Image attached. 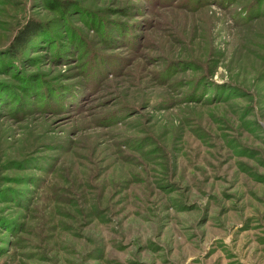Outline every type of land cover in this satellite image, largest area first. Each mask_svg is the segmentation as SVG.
I'll return each instance as SVG.
<instances>
[{"label": "rangeland", "instance_id": "374dc122", "mask_svg": "<svg viewBox=\"0 0 264 264\" xmlns=\"http://www.w3.org/2000/svg\"><path fill=\"white\" fill-rule=\"evenodd\" d=\"M0 264H264V0H0Z\"/></svg>", "mask_w": 264, "mask_h": 264}, {"label": "trees", "instance_id": "16d2710c", "mask_svg": "<svg viewBox=\"0 0 264 264\" xmlns=\"http://www.w3.org/2000/svg\"><path fill=\"white\" fill-rule=\"evenodd\" d=\"M40 24L37 22H28L26 26L21 29L20 33L17 35L16 40L11 45V53L14 56H18V50L26 49L28 47L27 44L32 40L31 36H33L34 30H36Z\"/></svg>", "mask_w": 264, "mask_h": 264}]
</instances>
